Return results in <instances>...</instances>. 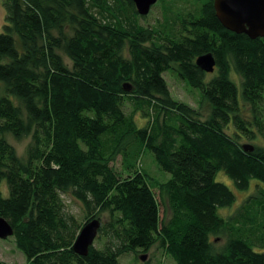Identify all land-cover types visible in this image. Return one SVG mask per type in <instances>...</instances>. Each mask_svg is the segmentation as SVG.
<instances>
[{"label":"trees","instance_id":"16d2710c","mask_svg":"<svg viewBox=\"0 0 264 264\" xmlns=\"http://www.w3.org/2000/svg\"><path fill=\"white\" fill-rule=\"evenodd\" d=\"M1 2L0 217L26 264H120L153 246L175 264H264V40L225 30L213 0H158L154 25V6L142 17L131 0ZM205 54L211 74L195 65ZM166 74L198 108L172 98ZM7 136L30 138L24 158ZM219 172L239 192L253 183L225 216L236 195ZM95 219L101 246L81 257L73 243Z\"/></svg>","mask_w":264,"mask_h":264},{"label":"rangeland","instance_id":"374dc122","mask_svg":"<svg viewBox=\"0 0 264 264\" xmlns=\"http://www.w3.org/2000/svg\"><path fill=\"white\" fill-rule=\"evenodd\" d=\"M191 1V0H190ZM156 6V5H155ZM153 7L152 13L149 15L147 20L143 24H153L156 20L160 19V10L158 7ZM4 16L5 11L2 6V2L0 0V32L2 31V25L4 23ZM154 25V24H153ZM66 61V59H64ZM165 80L168 84L170 93L172 95V98L180 103H185L188 106H191L193 108L199 107V97L195 92H190L183 84L180 82H177L173 80L172 77L169 75H165ZM203 114H206V108L205 106L202 107ZM130 111V109H129ZM135 117V116H134ZM136 119L138 117L136 116ZM142 124V122H140ZM7 141L11 144V146L14 148L16 154L20 158L25 157V151L30 143V138H23L21 140H16L12 136L6 137ZM150 160L152 158L149 156ZM148 157L142 158V163L139 164L140 167H143L149 175L154 177L157 181L165 182L169 179V175L161 173L157 170V168L154 166L155 164H151V161ZM121 157H116V159L113 160L112 163H110V166L113 167V169L121 173V176L126 177L127 174L123 173L121 170ZM216 181L221 182L225 184L228 188H230L233 193L236 195V201L233 206L230 208L223 210V216L229 215L233 213L236 209H238L242 202L245 200L246 196L249 195V193L252 191L253 183H251L250 189L246 192H239L235 189L233 183L231 180H229L224 173L219 172L216 174ZM156 199L159 204V210H160V216L166 221L170 217V212L167 206L166 199H161L162 197L159 196L158 190L155 189ZM62 199L66 205V209L70 214H72L80 224L84 223V213L82 206L67 196H62ZM222 210V209H221ZM101 223H104L107 221V215L103 214L101 216ZM223 244L222 240H216V246L219 247ZM94 246L96 248H100L101 244L98 241H94ZM264 252V250H262ZM144 256V261H141V258ZM0 262L3 264H26L24 255L18 250L15 246L14 239L12 237L6 239V240H0ZM175 264V262L170 258L168 255H166L159 246H153L147 253L137 252V253H130L126 254L125 256H122L120 258V264Z\"/></svg>","mask_w":264,"mask_h":264},{"label":"water","instance_id":"95a60500","mask_svg":"<svg viewBox=\"0 0 264 264\" xmlns=\"http://www.w3.org/2000/svg\"><path fill=\"white\" fill-rule=\"evenodd\" d=\"M137 13L147 16L158 0H131ZM216 18L222 27L235 34H244L254 40L264 38V0H213ZM195 65L205 74L214 71L215 60L211 54L199 56ZM101 224L98 220L87 222L79 231L73 251L85 257L95 241ZM13 236V228L0 217V240ZM144 261V256L141 258Z\"/></svg>","mask_w":264,"mask_h":264},{"label":"flooded vegetation","instance_id":"af4514ba","mask_svg":"<svg viewBox=\"0 0 264 264\" xmlns=\"http://www.w3.org/2000/svg\"><path fill=\"white\" fill-rule=\"evenodd\" d=\"M259 39L264 40V38H259Z\"/></svg>","mask_w":264,"mask_h":264}]
</instances>
